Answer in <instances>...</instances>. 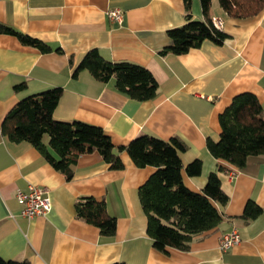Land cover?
<instances>
[{
  "label": "crops",
  "instance_id": "crops-1",
  "mask_svg": "<svg viewBox=\"0 0 264 264\" xmlns=\"http://www.w3.org/2000/svg\"><path fill=\"white\" fill-rule=\"evenodd\" d=\"M111 7L122 9L120 23L107 15ZM191 12L203 17L199 0H191ZM209 16L222 20L221 43L203 39L185 52L161 54L171 43L167 29L185 21L183 0H0L1 23L50 46L41 51L0 32V256L30 264H264V154L249 155L236 167L206 145L208 138H219V113L234 95L250 91L264 109V7L252 16L233 17L212 0ZM94 47L107 59L147 67L157 80L156 95L138 100L117 90L112 78L99 81L86 69L73 74ZM20 82L24 86L15 89ZM55 86L61 87L55 118L99 125L116 145L143 132L177 136L186 145L179 152L182 163L201 160L197 175L182 173L194 191L221 166L217 172L228 200L220 223L195 235L187 250H158L138 197V186L155 167L136 166L122 150L123 167L112 169L93 151L78 157L67 178L30 142L1 133L5 114L20 98ZM43 139L47 142L46 135ZM29 184L49 191L51 207L44 215L20 214L15 193ZM80 195L104 199L116 218L113 235H101L76 216ZM249 199L262 211L244 221L237 216ZM233 228L240 240L222 250L219 237Z\"/></svg>",
  "mask_w": 264,
  "mask_h": 264
},
{
  "label": "trees",
  "instance_id": "trees-1",
  "mask_svg": "<svg viewBox=\"0 0 264 264\" xmlns=\"http://www.w3.org/2000/svg\"><path fill=\"white\" fill-rule=\"evenodd\" d=\"M185 21L167 29L171 43L159 52L182 53L198 46L203 39L221 43L226 33L213 25L209 16L212 0H199L203 17L194 18L191 0H183ZM230 16L247 17L259 13L264 0H217ZM0 32L15 35L22 43L38 47L41 51L50 46L25 32L0 22ZM86 69L97 80L111 78L117 90L132 98L144 100L157 93V80L144 65L129 60L105 58L98 48H90L74 68L73 74ZM23 82L14 85L22 88ZM61 94L55 86L20 98L5 114L1 133L11 141L30 142L43 157L67 178L83 153L98 152L112 169L123 167L119 153L125 150L136 166L151 165L154 171L138 186V197L146 215L147 234L158 250L168 247L187 250L192 238L214 229L222 220V207L228 200L220 184L218 170L210 171L199 191L190 189L182 173L193 176L200 172L201 160L196 158L183 164L179 152L186 145L177 136L167 139L143 132L127 144L116 145L99 125L79 119L60 120L53 116V109ZM221 127L219 138H208L206 145L211 154L236 167H242L249 155L264 154V109L255 94L243 91L234 95L218 116ZM47 136V142L44 136ZM75 214L87 223L95 225L101 235L110 236L116 230V218L108 213L104 199L92 195H80L74 202ZM262 208L252 199L247 200L237 217L249 221ZM0 264H30L26 258H4ZM108 264H128L114 261Z\"/></svg>",
  "mask_w": 264,
  "mask_h": 264
},
{
  "label": "built area",
  "instance_id": "built-area-1",
  "mask_svg": "<svg viewBox=\"0 0 264 264\" xmlns=\"http://www.w3.org/2000/svg\"><path fill=\"white\" fill-rule=\"evenodd\" d=\"M107 15L118 23L123 19V11L119 7L109 8ZM211 21L215 27H222V20L219 17H212ZM15 196L22 204L20 214L25 217L44 215L51 207L49 191L45 186L29 184L26 191L17 190ZM239 240V233L233 228L220 235L219 246L222 250H226Z\"/></svg>",
  "mask_w": 264,
  "mask_h": 264
},
{
  "label": "rangeland",
  "instance_id": "rangeland-1",
  "mask_svg": "<svg viewBox=\"0 0 264 264\" xmlns=\"http://www.w3.org/2000/svg\"><path fill=\"white\" fill-rule=\"evenodd\" d=\"M215 1H217V0H215Z\"/></svg>",
  "mask_w": 264,
  "mask_h": 264
}]
</instances>
